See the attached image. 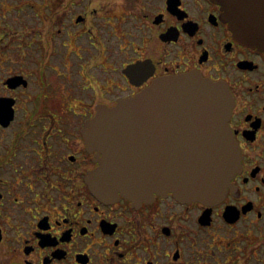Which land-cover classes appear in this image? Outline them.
Wrapping results in <instances>:
<instances>
[{
    "label": "flooded vegetation",
    "instance_id": "1",
    "mask_svg": "<svg viewBox=\"0 0 264 264\" xmlns=\"http://www.w3.org/2000/svg\"><path fill=\"white\" fill-rule=\"evenodd\" d=\"M0 7V264H264V51L238 41L219 4ZM185 73L233 97L241 170L227 193L214 204L98 198L86 183L97 157L85 124L98 106Z\"/></svg>",
    "mask_w": 264,
    "mask_h": 264
},
{
    "label": "water",
    "instance_id": "2",
    "mask_svg": "<svg viewBox=\"0 0 264 264\" xmlns=\"http://www.w3.org/2000/svg\"><path fill=\"white\" fill-rule=\"evenodd\" d=\"M239 42L264 51V8L252 0H213ZM234 101L222 83L197 73L165 76L113 107L98 106L83 129L98 166L86 183L103 201L133 204L173 194L218 202L241 170L230 129Z\"/></svg>",
    "mask_w": 264,
    "mask_h": 264
},
{
    "label": "rangeland",
    "instance_id": "3",
    "mask_svg": "<svg viewBox=\"0 0 264 264\" xmlns=\"http://www.w3.org/2000/svg\"><path fill=\"white\" fill-rule=\"evenodd\" d=\"M5 11H6L5 9H3V8L0 7V13H1L0 23L3 20L2 13L5 12ZM10 17H12V16H10V15L6 16V18H10ZM72 44H74V43H67V45H72Z\"/></svg>",
    "mask_w": 264,
    "mask_h": 264
}]
</instances>
